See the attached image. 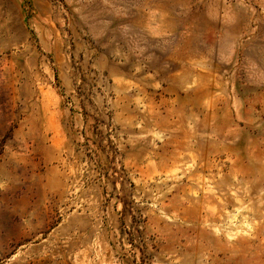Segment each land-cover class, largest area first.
I'll return each mask as SVG.
<instances>
[{"label":"rangeland","instance_id":"374dc122","mask_svg":"<svg viewBox=\"0 0 264 264\" xmlns=\"http://www.w3.org/2000/svg\"><path fill=\"white\" fill-rule=\"evenodd\" d=\"M0 264H264V0H0Z\"/></svg>","mask_w":264,"mask_h":264}]
</instances>
